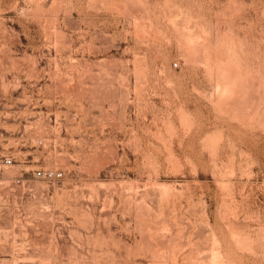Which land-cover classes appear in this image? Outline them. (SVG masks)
Listing matches in <instances>:
<instances>
[{
	"label": "rangeland",
	"instance_id": "374dc122",
	"mask_svg": "<svg viewBox=\"0 0 264 264\" xmlns=\"http://www.w3.org/2000/svg\"><path fill=\"white\" fill-rule=\"evenodd\" d=\"M0 264H264V0H0Z\"/></svg>",
	"mask_w": 264,
	"mask_h": 264
},
{
	"label": "built area",
	"instance_id": "2783aa9c",
	"mask_svg": "<svg viewBox=\"0 0 264 264\" xmlns=\"http://www.w3.org/2000/svg\"><path fill=\"white\" fill-rule=\"evenodd\" d=\"M7 163H10L11 160L9 158L6 159ZM38 176H45V175H49V177H55V176H60L59 173H54L53 171H46V172H42V171H37L36 173Z\"/></svg>",
	"mask_w": 264,
	"mask_h": 264
}]
</instances>
